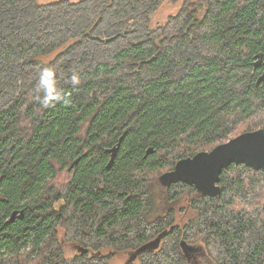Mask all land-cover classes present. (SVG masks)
<instances>
[{
  "label": "trees",
  "instance_id": "trees-1",
  "mask_svg": "<svg viewBox=\"0 0 264 264\" xmlns=\"http://www.w3.org/2000/svg\"><path fill=\"white\" fill-rule=\"evenodd\" d=\"M166 1L0 0V264H187L198 247L264 264L261 171L231 165L217 197L153 194L180 160L264 130V0H185L150 29Z\"/></svg>",
  "mask_w": 264,
  "mask_h": 264
},
{
  "label": "water",
  "instance_id": "water-1",
  "mask_svg": "<svg viewBox=\"0 0 264 264\" xmlns=\"http://www.w3.org/2000/svg\"><path fill=\"white\" fill-rule=\"evenodd\" d=\"M260 64L261 61L256 63L255 68ZM261 82H264V72L258 78L257 84ZM117 149L118 145L108 150L110 160L107 168L112 166ZM151 152L152 150L149 149L146 154ZM231 165H244L264 174V130L241 134L210 152H200L192 158L180 160L172 171L162 174L158 181L162 188L183 184L193 186L202 196L217 197L221 193L220 176ZM161 237L158 236L141 250H155ZM133 259L134 257L130 255L128 261Z\"/></svg>",
  "mask_w": 264,
  "mask_h": 264
},
{
  "label": "rangeland",
  "instance_id": "rangeland-1",
  "mask_svg": "<svg viewBox=\"0 0 264 264\" xmlns=\"http://www.w3.org/2000/svg\"><path fill=\"white\" fill-rule=\"evenodd\" d=\"M57 1L59 0H39L38 3L40 5H48V4L57 2ZM69 1L78 2L81 0H69ZM184 1L185 0H179L178 3H175V4L168 2V1L164 2L160 6V8L150 16V29H155V28L163 26L170 16H174L178 12L179 8L181 7ZM191 1H198V0H191ZM203 13L204 12L202 11L199 16L201 17ZM59 51L60 50L54 52L53 54L49 56L41 57L42 58L41 61L45 60L46 58H50V60L53 59ZM161 189H162L161 186H158V185L153 188V191H154L153 194L155 195L156 203L159 202L158 195L160 194ZM183 204L184 203L181 202L179 205H183ZM55 206H58V205H55ZM185 211L182 212L181 214L177 213L176 211L175 213L176 217L179 219L183 218L186 213ZM58 236L60 240L61 249L63 251L64 257L66 260L73 261L80 255H82L79 251V246H77V244L68 243L64 241L62 238V234L60 232ZM200 252H201V247H198L196 251H191L190 254L186 256L187 258H189L187 264H214L213 260L208 256L207 252L205 253V250L203 251V254ZM94 253L95 252L93 253L87 252L86 254L87 258L94 257ZM129 256H130L129 253L117 254L116 256L113 257L112 260L109 261L108 264H125L126 261L129 259Z\"/></svg>",
  "mask_w": 264,
  "mask_h": 264
},
{
  "label": "flooded vegetation",
  "instance_id": "flooded-vegetation-1",
  "mask_svg": "<svg viewBox=\"0 0 264 264\" xmlns=\"http://www.w3.org/2000/svg\"><path fill=\"white\" fill-rule=\"evenodd\" d=\"M263 70V67L261 68ZM191 251H188V253H186V255H189Z\"/></svg>",
  "mask_w": 264,
  "mask_h": 264
},
{
  "label": "clouds",
  "instance_id": "clouds-1",
  "mask_svg": "<svg viewBox=\"0 0 264 264\" xmlns=\"http://www.w3.org/2000/svg\"><path fill=\"white\" fill-rule=\"evenodd\" d=\"M73 82H74V83H77L78 81L74 80Z\"/></svg>",
  "mask_w": 264,
  "mask_h": 264
}]
</instances>
